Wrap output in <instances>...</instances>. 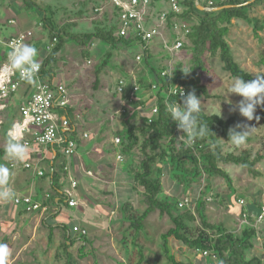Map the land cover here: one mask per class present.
I'll return each mask as SVG.
<instances>
[{
  "label": "rangeland",
  "instance_id": "374dc122",
  "mask_svg": "<svg viewBox=\"0 0 264 264\" xmlns=\"http://www.w3.org/2000/svg\"><path fill=\"white\" fill-rule=\"evenodd\" d=\"M28 2L33 11L38 12L39 8H42V16L45 14L46 18L55 27L67 25L69 27L68 31L76 35L94 33L96 28H110L117 25L115 13L110 14L103 7L105 0H28ZM32 5H36L37 8ZM248 15L250 18L258 19L262 23L264 21V2L252 8ZM185 22L188 27H191L198 22V17L191 15ZM225 27L227 29L225 40L229 44L231 54L240 68L255 78L257 75H264V29L256 35L252 25L240 19L232 20ZM11 28L10 25H7V30ZM163 32L165 38H169V46H172L170 28L163 29ZM155 40L149 44V49L155 46L153 45ZM92 44L95 45L92 55L83 57V61L90 62L86 66L91 74L86 79H82L79 86V91L83 96L92 102H87L85 98V102L80 103L79 99H75L72 103L74 113L80 119H89L86 113H91L90 109L98 107L104 111L106 110L105 112H108L109 116L114 118L117 125L121 122L120 114L125 109L133 124L139 127L143 126L145 124L143 117L146 111L141 110L142 106L140 107V105L149 102L148 96L133 100V102H138L140 105L131 106L128 100L125 99V91L127 94H131V88L140 81L154 82L151 69L158 71L164 67L163 70L168 72L171 70L174 73L178 67L180 71H182L181 68L186 71L191 70L188 73V84L190 86L203 85L207 87L209 93L213 96L211 99L200 98L202 112L207 115H214L221 110L220 118L224 120L231 117L235 118V123L230 129L241 131L244 130V125L252 127L248 130L249 135L246 143L238 148L220 137L217 142L222 147L224 155L238 156L243 152H247L250 160L257 155L261 156L262 159L255 166L258 176H253L240 165L219 163L218 167L229 175L231 186H228L226 180L219 176L207 177L202 175L194 180L189 188H184L177 185L172 179L170 164L167 162L161 167L163 193L164 196L175 198L177 203L185 199L189 200V204L185 208H180L178 205V212L189 211L196 217L193 222H187L188 233L191 236H195L201 230L200 221L195 211L196 201L199 198H204L206 201V213L211 224L222 223L235 235H240L245 228H253L256 232L255 238L252 240L253 248L246 253V258L256 256L262 259L264 264V222L256 224L253 217L258 207L264 205V121L259 107H257L255 113L260 117L258 121L255 119L247 121L245 117L239 114L238 110L233 111L242 97L228 92L233 78L223 70L219 53H206L204 57L205 71L195 72L191 63L192 47L188 39L184 48L174 56L162 51L156 53L154 50H148L151 55V59L148 61L149 66L146 65L144 58L140 62L136 59L143 52L139 43L131 42L128 46L121 47L117 51H111L108 46L99 44L97 39L93 40ZM78 48L81 47L74 42L66 41L60 52V60L65 61ZM96 50L98 53L95 55ZM108 52L112 53V58L108 62V66L103 69L102 75L100 74L102 83L100 81L97 90H94L92 88L94 72ZM60 60L57 61L55 67L57 69L56 80L70 86L69 95L74 94L76 96L79 92L76 86H73L71 81L62 77V73L67 71L68 67L63 69ZM133 77L136 80H132ZM120 79L127 80L123 93H117L116 89ZM109 84L111 85V96L106 95V86ZM115 97L125 100L124 107L117 113L116 110L119 107L114 103L116 101ZM135 97L138 96L135 94ZM17 102L18 100L15 99L14 103ZM237 125L242 127L236 128ZM117 131H112V135L110 134L112 138L119 137ZM5 132L1 127L0 152L2 151L4 154L0 156V167H6L9 171L6 185L0 186V188L10 190L9 177L11 170L9 169V157L5 156L8 141ZM181 135L182 133L176 137L177 147L180 146V141L184 142L187 138L186 136L179 138ZM117 150L122 158L121 161L118 160V163L124 165V169L127 171L128 169L130 171L138 169L143 158L139 149H135L128 156L122 153L121 145ZM112 161H116L115 155ZM115 181H117L116 188L113 185L110 187L109 184L113 182V177L105 176L100 185H93L88 193H83L85 195L84 199L79 192L81 200L78 201L77 207L63 208L58 215H55L57 211L52 207L43 215L23 213L19 206L10 201L11 199L0 200V243L8 245L10 255L7 264H65L66 255L61 249L62 244L65 242L62 225H66L68 228V252L72 255L75 263L136 264L137 248L131 243L134 231L131 229L129 222L124 220L125 212L120 210V206L124 202H128L131 207L130 214L140 216L145 210L143 189L131 178H125V181L118 178ZM61 183L65 187H69L68 181L65 182L64 180ZM123 184H125L124 195L121 194L122 190L120 188ZM79 187L76 192L79 191ZM206 189L208 190L206 191ZM51 196H55L54 191H51ZM238 199L244 200L243 206L238 205ZM74 226L84 228L86 231L85 239L81 238L80 235L71 233ZM172 227L173 224L170 218L167 215H160L158 211L151 213L145 219L144 228L137 240V243L144 248L145 261L142 264H169L162 252L161 235ZM51 228H53V238L50 242L48 236ZM169 246L177 261L188 264H220L214 257H203L196 250L184 247L173 238H170ZM82 248L85 255L80 253Z\"/></svg>",
  "mask_w": 264,
  "mask_h": 264
},
{
  "label": "trees",
  "instance_id": "16d2710c",
  "mask_svg": "<svg viewBox=\"0 0 264 264\" xmlns=\"http://www.w3.org/2000/svg\"><path fill=\"white\" fill-rule=\"evenodd\" d=\"M209 1L213 3L212 6L208 5ZM248 1L250 0H225L223 2H220V0H198L197 5L195 0H185L183 13L175 17H179L184 22L191 15L198 17V22L189 27L190 33L187 35L192 47L191 63L193 71H205L204 57L206 53H219L223 63V70L228 72L232 78L239 76L246 81L255 79L250 73L240 68L231 54L229 44L225 40L227 33L225 25L230 24L234 19H240L252 25L256 35L264 29V21L261 23L258 19L250 18L248 15V12L252 8L261 5L264 0H254L250 4L244 5ZM24 2L28 7H31L29 6L28 0H24ZM226 6L228 7L225 8ZM198 7L204 8L205 10H199ZM217 8L222 9L214 12L207 10ZM39 11H41L40 8ZM41 13L43 12L41 11ZM169 16L172 17L174 15L171 13ZM42 22L49 29L50 36L58 39V43L42 63L41 76L45 74L48 68L50 72V68L56 62L57 55L64 47L66 41L74 42L76 45L85 48L93 40L97 39L100 44L108 46L111 51H117L119 48L125 47L130 43L126 39L117 37V28L114 26L110 28L99 27L96 28L94 33L76 35L68 31L69 27L67 25L60 28L55 27L46 16L42 17ZM111 58L112 53L108 52L100 66L95 70L94 81L92 83L94 90H97L100 83V74L108 66ZM143 58L146 65L149 66L148 61L151 59L149 51L144 52ZM163 69L164 67L158 71L151 69L154 77V82L152 83H155L157 88L153 89V84L147 83L146 81H140L138 83L140 88L136 92V95L149 94V102L147 104L140 105L138 102H133L132 97H130L131 94H127L125 91V98L131 106L140 105V107L142 106L141 110L146 111L144 115L145 124L141 127L136 126L131 122L132 119L126 111L120 114L121 129L118 131V135L122 139V153L128 156L135 149H139L143 156L137 170L130 171L128 169L126 171L127 178H131L132 181H135L143 189V204L145 205V210L140 216H136L130 214L131 207L128 202H124L120 206V210L125 212L124 220L129 222L131 229L134 231L131 243L137 248L136 264H142L145 261L144 248L137 243V240L140 232L144 228L145 219L155 211H158L160 215H167L173 224L172 228L161 235L162 252L169 264H188L176 260L169 246L170 238L175 239L186 248L200 252H208L209 255L206 258L214 257L220 264H263L262 259L256 256H251L249 259L246 258V253L253 248L252 240L256 235L253 228H245L241 231L240 235H235L222 223L211 224L208 221L206 213V201L204 198H199L196 201L195 211L200 221L201 230L195 236H191L188 233L187 222H193L196 217L189 211L179 213L176 199L164 196L163 172L161 167L167 162L170 164V175L174 182L179 186L189 188L193 184V181L202 175H206L207 177L219 176L226 180L228 186H231L229 175L218 167L219 163L237 164L253 176H258L255 166L262 158L257 155L250 160L247 152H243L238 156L231 154L224 155L222 147L218 144L217 140L219 137L225 141L228 140L229 130L235 123V118L231 117L224 120L219 116L207 115L204 112L200 113V122L208 126L209 130L203 138H198L194 141L195 152L190 146L184 143H181L177 147L175 135L177 125L170 120V116L166 111L167 105L164 102V98L168 94L169 89L171 87L184 89L185 95L194 91L198 98L204 97L211 99L213 96L209 93L207 87L203 85L195 84L190 86L188 84L189 74L180 71V68L177 67L175 69V72L172 73V78L169 76L162 77L161 73ZM52 85L54 86L53 83ZM132 90L133 87L131 88V93ZM172 99L176 100L177 103H182L183 97L172 96ZM154 106L157 107L156 114L152 113ZM258 107L264 121V107ZM67 112L69 113V109ZM70 136L77 142V135L74 129L70 131ZM165 141H167L166 144ZM3 154L4 152L1 151L0 156ZM56 157L54 159L55 170L49 175L52 182L51 188L55 196L49 195L48 199L44 198L42 201L48 207V210L51 207L55 209L61 206L70 209L66 202V196L58 185L60 181L65 180L66 182L67 180V174L64 171L66 159L59 154ZM21 209L23 210V208ZM37 212L39 213V211ZM58 214L59 211L57 210L55 215ZM61 227L65 238V242L61 246V249L66 255L65 264H77L68 252V228L66 225H62ZM73 228L71 229V233L80 235L81 238L85 239L84 235L74 232ZM52 238L53 228L50 229L48 240L51 242ZM82 250L83 248L80 250L81 255H85Z\"/></svg>",
  "mask_w": 264,
  "mask_h": 264
},
{
  "label": "crops",
  "instance_id": "0c3cea01",
  "mask_svg": "<svg viewBox=\"0 0 264 264\" xmlns=\"http://www.w3.org/2000/svg\"><path fill=\"white\" fill-rule=\"evenodd\" d=\"M103 7L106 8V11L108 13H115L117 23L116 28L118 29V16L116 10L112 7L108 0H105ZM40 10L42 11L43 9L40 8ZM41 11H33V9H31L25 4L24 0H0V70L3 66L7 64L8 61L9 48L6 45L7 41L13 37H17L18 35L24 34L26 32H30L31 36L26 38L24 44L33 45L37 48V60L42 66V63L49 55V53L46 51V46L50 44V42L52 41V37L49 34V29H47L43 25L42 17L45 16V14L42 16ZM165 11L168 12V5L164 0H151L148 9V15L146 18L147 27L158 25V16L160 13ZM169 15L170 13L168 14L167 22L160 26L161 38H156L155 44H153L155 46L153 48L149 49V45H147V51L154 50V52L156 53H159L157 51H162L168 54V52L164 49V45H169V38H165V33L163 32V29L167 27L170 28V36L172 37L170 41L173 42L176 38L175 26L177 24H179L180 26V24L182 23L180 21L182 19H180L179 17H171ZM7 25H10L12 28L7 30ZM128 41L130 42L129 44H131V42H135L138 44L137 41ZM90 45L85 48L81 47L83 48V50H81V48H78V50L75 49L73 54L69 55L68 58L63 62L60 60V51L57 55L56 62L50 68V72L48 68L45 74L42 76V79L44 81L49 80L54 85L65 86L69 95L70 86H67V84L62 81L60 82L56 80L57 69H55V67L57 61L60 60L59 62H61L60 64L63 69H66L68 67V69H66L67 71L62 73V77L65 80L71 81V84L73 86H76V89H78L79 91V86L81 85L82 79H86L91 74L90 70L86 66L88 62L83 61V57H90L92 55L91 53L94 50L95 45L92 43ZM97 53L98 52L96 50L95 55ZM18 72L19 71L13 72V77L17 76ZM13 79H16V77ZM134 79L136 80L135 77H133L132 80ZM100 81L102 83V80ZM125 81L127 83V80ZM152 82L153 81L149 83ZM31 88L32 86L30 84L21 85L16 93H13L5 100H0V128L2 127V129L6 131V136L9 128H11L12 125L22 121L20 115V108L28 100L31 93ZM110 90L111 85L109 84L106 86V95H110ZM147 96L149 98L150 95L143 94L141 95V97L134 96L131 99L135 100ZM85 98L87 102H92L90 101V99L83 96L80 91L76 96H74V94H72L71 96L69 95V116L71 118V124L73 126V129L76 131L77 135V150L75 156H73L69 160H66V166L69 167L72 177L78 182V187L80 185L79 191L77 190L78 192H74L77 202H80L81 200L79 195L80 193L82 194V198L84 199L85 195L83 193H88V190L90 191V188L93 185H100L102 183V179L105 176L113 177V182L109 185L110 187L111 185H113L114 188H116L115 186L117 183V181L115 180L121 178L122 181H125V178H127V171L126 169H124V165H120L117 159V156L119 155L117 148L121 144L115 145L114 139L116 137H111L113 130H120L119 128L121 127V122L116 125L114 118L110 117L109 113L105 112L106 110L104 111L102 109H99L98 107L90 109L91 113H86L89 119H80V117L74 113L75 111L72 107V103L75 99H79L80 103L85 102ZM15 99L18 100L17 103H14ZM114 99H116V101H114L115 105L117 104L116 106L119 107V109L116 110L117 113L122 107H124L123 105H125V100L120 98L117 99V97H115ZM122 112H125V109H123ZM59 114L62 115L63 113L60 112ZM84 134L87 135L86 138H84ZM29 138L30 136H26V139ZM58 154L63 157L61 155V148L57 145H49L47 149L43 152V156L46 157V159L38 163L40 170H42L44 173L42 177L37 176L32 171H26L21 168L22 164L26 162L34 163L35 160H38L39 157L35 156L31 152V150H28V156L23 161H17L8 158L9 169L11 170V175L9 177L10 190L12 193H14L10 201H12V199L16 196L31 195L34 200L43 203L42 200L47 195H51V191H53L51 188L52 182L50 180L49 175H51V168H54L53 170H55L54 159L57 158L56 156H58ZM114 155L116 160L115 162L112 161ZM13 163H16L15 168L11 167V164ZM58 185L61 187L62 192H64L67 188L64 184L61 183V181ZM120 188L122 190L121 194L124 195L125 184H123V186ZM19 209L23 212L21 207H19ZM62 209L63 206H61L60 208H55L56 211H62ZM28 214L43 215L40 212Z\"/></svg>",
  "mask_w": 264,
  "mask_h": 264
},
{
  "label": "built area",
  "instance_id": "2783aa9c",
  "mask_svg": "<svg viewBox=\"0 0 264 264\" xmlns=\"http://www.w3.org/2000/svg\"><path fill=\"white\" fill-rule=\"evenodd\" d=\"M112 7L116 10L118 16V29L116 35L119 38L126 40H137L142 47V54L137 56V60L140 62L143 58V54L147 51V45H149L156 38H161L160 26L165 24L168 20V14L172 13L174 16H179L184 11L185 0H164L168 5V12H162L159 14L157 22L158 25L147 27L146 18L148 15L149 5L151 0H108ZM225 0H220L223 2ZM209 6H212L211 1L208 2ZM182 23L175 26L176 38L172 43V46L167 44L164 45V49L169 55L174 56L180 52L184 45L187 43V35L190 33V28L186 25V22L180 20ZM31 36L30 32L18 35L7 41L6 45L9 48V52L17 44L24 43L27 37ZM58 43L56 37L52 38L50 44L46 46L48 53L52 52ZM89 64V62H88ZM14 73L8 69V61L5 66L0 70V100L7 99L13 93H16L21 85L30 84L32 86L31 93L26 103L20 108L21 122L16 124H25L26 127L23 130L21 142L26 146L28 150L39 157L34 163L26 162L22 164L21 168L26 171H32L37 176L42 177L43 171L40 170L38 163L44 161L46 157L43 156V152L49 145H57L61 148V155L69 160L76 154L77 143L70 136V131L73 129L71 124V118L67 112L70 100L68 91L63 85H52L49 80L44 81L41 76V68L37 74L33 83L27 82L23 79L18 72L15 76ZM162 77L169 76L173 77L172 71L163 70L161 73ZM152 88L155 89L157 86L152 83ZM126 86V81L120 79L117 83V93H123ZM139 86L134 84L131 93L132 98L136 92L139 91ZM184 93V89H177L171 87L168 94L164 98L166 105L173 101L172 96H180V92ZM62 112L63 114H59ZM152 113H157V107L154 106ZM150 122V121H148ZM182 132L175 130V135H180ZM26 136H30L26 139ZM87 137L86 134L83 135ZM115 145L121 144L120 137L114 139ZM180 143H184L180 141ZM194 143V142H193ZM191 144L190 148L195 152L194 144ZM185 144V143H184ZM186 145V144H185ZM117 159L122 160L121 156L118 155ZM19 166V165H18ZM12 168L16 167V163L11 164ZM64 171L67 174V180L69 187L65 189L64 194L66 196V202L70 208H75L78 205L74 192L77 189V181L72 177L69 167L65 166ZM53 168H51V173ZM49 195L45 197L48 199ZM13 203L23 208L26 213H34L39 211L41 214H45L48 207L42 202L36 201L31 195L16 196L12 199ZM238 205L243 206L244 200L238 199ZM189 200L185 199L179 202L180 208L188 206ZM256 224L264 222V205L258 207L253 215ZM246 223V220L244 221ZM73 231L81 235H85L86 231L80 227L74 226ZM203 257L209 255L208 252H200L196 250Z\"/></svg>",
  "mask_w": 264,
  "mask_h": 264
},
{
  "label": "clouds",
  "instance_id": "9594fccd",
  "mask_svg": "<svg viewBox=\"0 0 264 264\" xmlns=\"http://www.w3.org/2000/svg\"><path fill=\"white\" fill-rule=\"evenodd\" d=\"M37 57L38 50L35 46L24 43L17 44L8 54V69L12 72L19 71L23 79L33 83L41 68ZM181 70L185 74L191 71H186L183 68ZM228 92L242 97L233 111L238 110L239 114L247 121L260 119L255 113L258 106L264 107V75H257L255 79L249 81L239 76L234 77ZM180 95L183 97L182 103L173 100L168 103L166 111L170 120L175 122L178 130L182 132L179 138L186 136L184 143L191 146L196 139L203 138L209 128L200 122V113L203 111L202 102L195 92L191 91L184 95L182 91ZM220 114L221 110L214 115L219 116ZM25 127V124H14L7 132L8 141L5 154L13 160L23 161L28 156L26 146L21 143ZM241 127V125L236 126V128ZM251 128L249 125H244V130L241 131L230 129L227 141L237 148L244 145L249 135L248 130ZM8 171L6 167H0V186L6 185ZM13 195L11 190L0 188V200L11 199ZM9 255L8 245L0 243V264H7Z\"/></svg>",
  "mask_w": 264,
  "mask_h": 264
},
{
  "label": "water",
  "instance_id": "95a60500",
  "mask_svg": "<svg viewBox=\"0 0 264 264\" xmlns=\"http://www.w3.org/2000/svg\"><path fill=\"white\" fill-rule=\"evenodd\" d=\"M254 0H250V1H248V2H246V3H244V5H248V4H250V3H252ZM195 2L198 4V0H195ZM228 6H226L225 8H227ZM198 9L199 10H205L204 8H201V7H198ZM222 8H217V9H207L208 11H210V12H214V11H219V10H221Z\"/></svg>",
  "mask_w": 264,
  "mask_h": 264
}]
</instances>
